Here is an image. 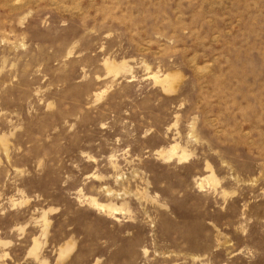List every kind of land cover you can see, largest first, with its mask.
I'll return each mask as SVG.
<instances>
[{"label":"rangeland","instance_id":"374dc122","mask_svg":"<svg viewBox=\"0 0 264 264\" xmlns=\"http://www.w3.org/2000/svg\"><path fill=\"white\" fill-rule=\"evenodd\" d=\"M0 264H264V0H0Z\"/></svg>","mask_w":264,"mask_h":264}]
</instances>
